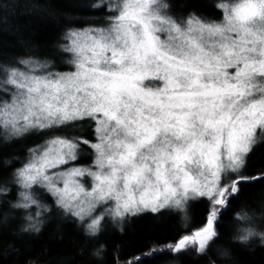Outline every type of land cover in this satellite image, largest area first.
<instances>
[{
  "label": "snow or ice",
  "instance_id": "6c2138e0",
  "mask_svg": "<svg viewBox=\"0 0 264 264\" xmlns=\"http://www.w3.org/2000/svg\"><path fill=\"white\" fill-rule=\"evenodd\" d=\"M211 7L219 17L174 16L169 0H93L100 15L67 26L52 58L0 62V136L41 141L0 169L4 223L39 232L58 213L99 238L145 212L187 220L197 201L199 226L112 264L208 257L241 185L264 180L245 174L264 144V0ZM229 225L233 240L264 245V211L241 207ZM92 255L109 264L104 244Z\"/></svg>",
  "mask_w": 264,
  "mask_h": 264
},
{
  "label": "trees",
  "instance_id": "16d2710c",
  "mask_svg": "<svg viewBox=\"0 0 264 264\" xmlns=\"http://www.w3.org/2000/svg\"><path fill=\"white\" fill-rule=\"evenodd\" d=\"M93 0H0V62L12 61L22 56L52 58L56 44L67 26L81 27L99 13L89 11ZM213 0H169L171 14L177 17L196 12L217 18L219 12L211 7ZM6 5V6H5ZM41 142L36 136L5 142L0 136V169L5 160L18 167L16 157L24 158L27 148ZM81 163H89L85 155ZM264 172V144L258 145L247 161L246 175L259 177ZM264 180L241 185L240 198L232 201L225 212L220 227V238L213 245L208 257L196 258L191 254L173 255L168 252L154 257L150 264H264V245L259 238L247 244L232 239L229 218L244 207L259 215L264 211ZM207 205L193 201L185 220L182 214L165 212L164 215L145 212L128 218L121 226L109 223L99 238L88 237L80 224L58 213L45 214L39 232L21 233L22 221L10 217L3 222L0 208V264H99L92 255L95 248L104 244L106 260L112 264L141 250L159 247L178 233L199 226L205 217ZM187 225V228L185 227ZM148 246V247H146ZM225 248L229 255L220 256L217 248Z\"/></svg>",
  "mask_w": 264,
  "mask_h": 264
},
{
  "label": "rangeland",
  "instance_id": "374dc122",
  "mask_svg": "<svg viewBox=\"0 0 264 264\" xmlns=\"http://www.w3.org/2000/svg\"><path fill=\"white\" fill-rule=\"evenodd\" d=\"M89 163H90V162H89ZM246 170H247V166H246L245 172H246ZM192 202H193V201H192ZM192 202H191V203H192ZM191 203H190L189 209H190V207H191ZM188 213H189V212H188Z\"/></svg>",
  "mask_w": 264,
  "mask_h": 264
}]
</instances>
